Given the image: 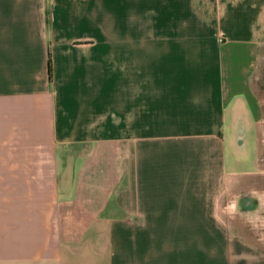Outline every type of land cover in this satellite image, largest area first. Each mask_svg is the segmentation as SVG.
<instances>
[{
	"label": "crops",
	"instance_id": "1",
	"mask_svg": "<svg viewBox=\"0 0 264 264\" xmlns=\"http://www.w3.org/2000/svg\"><path fill=\"white\" fill-rule=\"evenodd\" d=\"M0 264H264V0H0Z\"/></svg>",
	"mask_w": 264,
	"mask_h": 264
},
{
	"label": "rangeland",
	"instance_id": "2",
	"mask_svg": "<svg viewBox=\"0 0 264 264\" xmlns=\"http://www.w3.org/2000/svg\"><path fill=\"white\" fill-rule=\"evenodd\" d=\"M235 195H236L235 198H240L241 197V193L236 192Z\"/></svg>",
	"mask_w": 264,
	"mask_h": 264
},
{
	"label": "trees",
	"instance_id": "3",
	"mask_svg": "<svg viewBox=\"0 0 264 264\" xmlns=\"http://www.w3.org/2000/svg\"><path fill=\"white\" fill-rule=\"evenodd\" d=\"M48 73L50 75V66H49V60H48Z\"/></svg>",
	"mask_w": 264,
	"mask_h": 264
}]
</instances>
